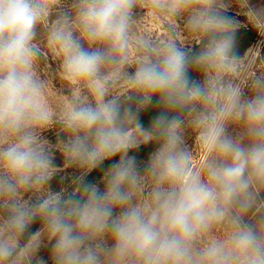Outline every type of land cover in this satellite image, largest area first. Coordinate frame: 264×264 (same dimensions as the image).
<instances>
[{
  "label": "clouds",
  "instance_id": "1",
  "mask_svg": "<svg viewBox=\"0 0 264 264\" xmlns=\"http://www.w3.org/2000/svg\"><path fill=\"white\" fill-rule=\"evenodd\" d=\"M247 26L264 37V5L0 0V264H264Z\"/></svg>",
  "mask_w": 264,
  "mask_h": 264
},
{
  "label": "rangeland",
  "instance_id": "2",
  "mask_svg": "<svg viewBox=\"0 0 264 264\" xmlns=\"http://www.w3.org/2000/svg\"><path fill=\"white\" fill-rule=\"evenodd\" d=\"M249 2L251 5L257 6V7L264 5V0H249ZM239 12H240V10L236 6H233L232 9H230L231 15H233L237 19L241 20L242 23H246V17H244L242 14H238ZM261 40H264V38H261V39L257 40L256 42H254L245 51V53L250 48L255 47V48H257L258 54L264 55V46H262L260 44ZM195 79H200V77L198 75H195ZM45 135L50 141L55 143V139H56L55 130H50V131L46 132ZM56 163L58 166H61V167L63 165V160H62V158L58 152L56 153ZM74 172H75V169H67L65 172L60 173V176L68 177V179H65L64 181L60 180V176L55 177L53 179V181L51 182V186H52L53 190H59L61 187L67 186L70 183V177ZM101 187H103V186L101 185ZM40 255L43 256L45 260H47L48 259V250L47 249L42 250ZM48 264H51V261H48Z\"/></svg>",
  "mask_w": 264,
  "mask_h": 264
},
{
  "label": "trees",
  "instance_id": "3",
  "mask_svg": "<svg viewBox=\"0 0 264 264\" xmlns=\"http://www.w3.org/2000/svg\"><path fill=\"white\" fill-rule=\"evenodd\" d=\"M264 38V37H260L258 33H256L251 26H247V27H242L240 29V33H239V50L241 52V54L243 55L245 53V51L257 40ZM193 77L195 78L196 74H192ZM157 114V110L155 109H150L147 113H142L141 114V120L142 122L147 126L149 123V120L152 116ZM148 150H151L150 148ZM138 158L141 159H146V150L142 149L141 152L138 154ZM106 162V165L107 166ZM102 175V173L99 170L94 171L89 177L88 179L93 180L94 182H99L100 180V176ZM36 225H34V229H35Z\"/></svg>",
  "mask_w": 264,
  "mask_h": 264
}]
</instances>
